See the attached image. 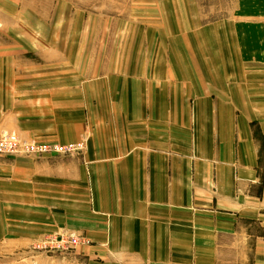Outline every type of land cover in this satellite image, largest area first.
Segmentation results:
<instances>
[{
  "label": "crops",
  "instance_id": "0c3cea01",
  "mask_svg": "<svg viewBox=\"0 0 264 264\" xmlns=\"http://www.w3.org/2000/svg\"><path fill=\"white\" fill-rule=\"evenodd\" d=\"M100 3L0 0V135L82 144L0 155V264H264V0Z\"/></svg>",
  "mask_w": 264,
  "mask_h": 264
},
{
  "label": "built area",
  "instance_id": "2783aa9c",
  "mask_svg": "<svg viewBox=\"0 0 264 264\" xmlns=\"http://www.w3.org/2000/svg\"><path fill=\"white\" fill-rule=\"evenodd\" d=\"M82 144H39L32 141L21 140L20 137L13 132H4L0 135V154L19 155V156H37L44 153L69 154L75 150L81 149ZM263 237H264V218ZM60 244L67 242H76L78 238L73 235H67L64 238H54Z\"/></svg>",
  "mask_w": 264,
  "mask_h": 264
},
{
  "label": "rangeland",
  "instance_id": "374dc122",
  "mask_svg": "<svg viewBox=\"0 0 264 264\" xmlns=\"http://www.w3.org/2000/svg\"><path fill=\"white\" fill-rule=\"evenodd\" d=\"M104 3H100L99 5H95V7H97L98 11H100V13L106 12L108 10L109 7H111L110 4H106L107 0H103ZM99 2H101V0H99ZM115 4H114V10L113 13L115 14H119L122 15V13L126 12L127 10H129V8H133V6L131 4L132 0H115ZM43 5H40V7H42ZM151 6V5H149ZM24 8V12L27 11V9L29 8V5L24 4V5H19V8L21 10V8ZM113 7V5H112ZM112 7L109 9V12H111ZM135 7V6H134ZM93 10L97 11L95 8H93ZM26 14V12H25ZM36 17L39 16V13H36ZM37 22V21H36ZM52 22V20H51ZM29 23V26H32V23H35L34 21H29V20H17L16 22L14 21H10V20H4L3 24L4 26L7 27H18V26H23L22 24L28 26L27 24ZM31 23V25H30ZM37 143V142H36ZM0 155H9V154H0ZM69 235H73L76 236L78 238V241L76 242H67L66 244H60V242L58 241H53L54 238L59 237V239L61 240V238H64L66 236ZM82 241V239L76 235L75 233H67V232H61V233H50L48 235H46L43 239H41L39 242H37L34 246L33 249L36 251H40V252H56V251H62V252H68L72 249H74L78 244H80ZM0 247L7 249L8 245L6 244H1ZM5 249L3 250L5 252ZM2 252V253H4ZM1 256V255H0Z\"/></svg>",
  "mask_w": 264,
  "mask_h": 264
}]
</instances>
